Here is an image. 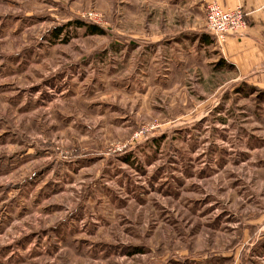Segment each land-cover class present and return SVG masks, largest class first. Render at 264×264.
Wrapping results in <instances>:
<instances>
[{
	"label": "rangeland",
	"instance_id": "1",
	"mask_svg": "<svg viewBox=\"0 0 264 264\" xmlns=\"http://www.w3.org/2000/svg\"><path fill=\"white\" fill-rule=\"evenodd\" d=\"M209 1L0 0V264H264V92Z\"/></svg>",
	"mask_w": 264,
	"mask_h": 264
},
{
	"label": "crops",
	"instance_id": "2",
	"mask_svg": "<svg viewBox=\"0 0 264 264\" xmlns=\"http://www.w3.org/2000/svg\"><path fill=\"white\" fill-rule=\"evenodd\" d=\"M223 9L240 7L247 27L227 37L222 46L213 40L220 60L256 90L264 92V0H215Z\"/></svg>",
	"mask_w": 264,
	"mask_h": 264
},
{
	"label": "built area",
	"instance_id": "3",
	"mask_svg": "<svg viewBox=\"0 0 264 264\" xmlns=\"http://www.w3.org/2000/svg\"><path fill=\"white\" fill-rule=\"evenodd\" d=\"M245 17L246 14L240 7L223 9L215 0H210L205 9L207 33L218 46H222L227 37L238 35L247 27Z\"/></svg>",
	"mask_w": 264,
	"mask_h": 264
},
{
	"label": "trees",
	"instance_id": "4",
	"mask_svg": "<svg viewBox=\"0 0 264 264\" xmlns=\"http://www.w3.org/2000/svg\"><path fill=\"white\" fill-rule=\"evenodd\" d=\"M77 24L78 25H76V26H79V27L86 26L89 34H91V35L102 34V30L99 29L98 27L91 26V25H83L82 23H77ZM57 32H59V30Z\"/></svg>",
	"mask_w": 264,
	"mask_h": 264
}]
</instances>
